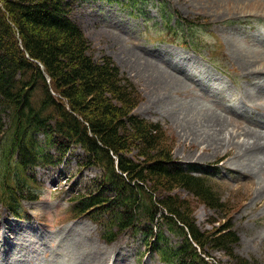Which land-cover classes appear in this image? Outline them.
I'll return each mask as SVG.
<instances>
[{
  "label": "rangeland",
  "instance_id": "1",
  "mask_svg": "<svg viewBox=\"0 0 264 264\" xmlns=\"http://www.w3.org/2000/svg\"><path fill=\"white\" fill-rule=\"evenodd\" d=\"M160 3L72 0L69 16L91 42L92 58H110L138 89L133 111L164 126L174 158L187 168L213 169L214 189L228 207L217 214L183 189L170 195L191 203L202 230L232 220L240 237L234 253L264 264V163L252 148L253 134L264 133V0H164L175 13L171 25L178 16L198 23L192 48L164 29ZM209 116L225 120L223 128L202 120ZM85 157L73 148L59 165L11 176V187L21 182L34 199L24 202V221L0 206V264H164L141 233L108 243L89 217L71 212L70 199L101 175L81 166ZM163 232L170 246L181 240ZM212 251L222 264H234Z\"/></svg>",
  "mask_w": 264,
  "mask_h": 264
},
{
  "label": "trees",
  "instance_id": "2",
  "mask_svg": "<svg viewBox=\"0 0 264 264\" xmlns=\"http://www.w3.org/2000/svg\"><path fill=\"white\" fill-rule=\"evenodd\" d=\"M71 3L0 0V206L20 217L23 202L34 199L21 182L11 187L13 169L23 174L57 165L80 148L81 166L101 175L70 199L69 209L97 224L106 242L131 231L154 237L151 249L165 264H214L211 250L250 264L234 253L240 237L232 220L202 230L191 203L170 195L183 189L217 214L228 207L214 189L213 169L180 164L164 126L133 111L138 89L110 58H92L91 42L69 16ZM195 22L181 16L175 22L188 48ZM163 227L181 242L169 246Z\"/></svg>",
  "mask_w": 264,
  "mask_h": 264
},
{
  "label": "bare ground",
  "instance_id": "3",
  "mask_svg": "<svg viewBox=\"0 0 264 264\" xmlns=\"http://www.w3.org/2000/svg\"><path fill=\"white\" fill-rule=\"evenodd\" d=\"M158 79L157 80H160L161 81V78L157 77ZM152 80V79H151ZM157 80L155 82H157ZM203 121H207L206 123L211 125L212 127L216 128L217 129H222L223 127V124H225L224 122H226L225 120H223L222 118H214L212 116H209V117H204V119L202 118ZM247 134H251L249 131L247 132ZM253 138H254V142H252V148L253 149H259L260 152H261V155H262V163H264V133H255L253 134ZM79 241V240H78ZM95 252V250H94ZM89 253H92V251ZM95 255V254H94ZM92 256V255H91ZM94 257V256H93ZM84 258V257H83ZM90 258V257H89ZM98 258V257H97ZM96 258V259H97ZM85 259V258H84ZM83 259V260H84ZM95 259V258H94ZM86 261V260H85ZM89 260L87 259V262ZM95 261V260H94ZM84 263V262H83ZM86 264V262H85Z\"/></svg>",
  "mask_w": 264,
  "mask_h": 264
}]
</instances>
